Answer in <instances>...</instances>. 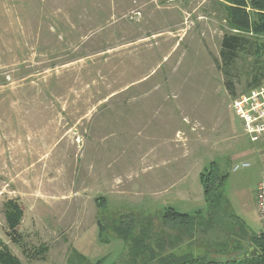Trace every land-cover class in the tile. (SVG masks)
I'll use <instances>...</instances> for the list:
<instances>
[{"label": "rangeland", "instance_id": "obj_1", "mask_svg": "<svg viewBox=\"0 0 264 264\" xmlns=\"http://www.w3.org/2000/svg\"><path fill=\"white\" fill-rule=\"evenodd\" d=\"M227 32L222 0H0V241L121 264L122 242H104L97 221L199 209L211 163L243 232L234 221L172 254L223 260L261 237L264 140L244 134L231 104L264 88V58L223 67ZM254 43L261 53L264 36ZM9 199L23 211L16 242Z\"/></svg>", "mask_w": 264, "mask_h": 264}, {"label": "trees", "instance_id": "obj_2", "mask_svg": "<svg viewBox=\"0 0 264 264\" xmlns=\"http://www.w3.org/2000/svg\"><path fill=\"white\" fill-rule=\"evenodd\" d=\"M222 3L229 32L225 33L221 39L219 52L221 65L225 68L230 67L244 52L255 56V59L264 58V45L259 53L254 43L256 38L264 36V0H222ZM260 61L261 70L257 76L261 74L264 77V59ZM258 63V61L255 62L257 66ZM227 178V174L222 173L214 163H211L209 169L200 173L199 178L205 204L203 210L192 214H182L172 208H165L160 216L149 215L137 218V216L129 215L104 221V223L98 220L100 237L106 242V234L110 233L113 238L122 242L124 252L121 264H264L263 234L261 237H253L254 244L246 243L244 252L233 258L210 259L211 254L208 251L203 256L172 254L177 246L202 239L214 230L224 232L228 228L227 233H230L234 221L239 227L241 226V231L243 230L244 223L232 216L225 197L224 185ZM3 217L8 235L12 236L13 242H16L14 236L23 217L20 205L14 200H7L3 205ZM156 220L160 225L158 230H155ZM250 245L258 251V255L242 257ZM47 249V245L41 246L33 253V256L40 255L42 260ZM22 252L27 255V259L35 258L25 249H22ZM102 261L91 263L71 247L66 255V264H101ZM0 264H22L1 241Z\"/></svg>", "mask_w": 264, "mask_h": 264}, {"label": "built area", "instance_id": "obj_3", "mask_svg": "<svg viewBox=\"0 0 264 264\" xmlns=\"http://www.w3.org/2000/svg\"><path fill=\"white\" fill-rule=\"evenodd\" d=\"M231 109L241 119L243 132L252 142L264 140V88L258 87L239 96L231 104ZM235 166L233 170H237ZM255 202L261 234L264 235V178L258 183Z\"/></svg>", "mask_w": 264, "mask_h": 264}, {"label": "crops", "instance_id": "obj_4", "mask_svg": "<svg viewBox=\"0 0 264 264\" xmlns=\"http://www.w3.org/2000/svg\"><path fill=\"white\" fill-rule=\"evenodd\" d=\"M165 191V190H164ZM203 199V198H202ZM205 207V204H204V201L202 203V206H200L199 209H196L194 207L193 210L189 209L187 210V212H178V213H182V214H192V213H195L197 211H200V210H203ZM167 208H172L173 210H175L173 207L169 206ZM196 209V210H195ZM177 212V210H175ZM258 217V216H257ZM3 243V242H2ZM5 244V243H4ZM51 249L48 248L47 249V252L45 253L44 255V258L42 260H35V259H29V260H25V256L23 254V252H21L22 254L19 255L18 253H15L14 254L18 259L19 261L22 263V264H66V255H67V252H68V248L65 250L63 248H60V249H57V248H53V251H55L53 254V256H49L48 253H49V250ZM52 250V249H51ZM65 251V252H64ZM79 252V250H78ZM81 254V253H80ZM24 256V257H23Z\"/></svg>", "mask_w": 264, "mask_h": 264}, {"label": "water", "instance_id": "obj_5", "mask_svg": "<svg viewBox=\"0 0 264 264\" xmlns=\"http://www.w3.org/2000/svg\"><path fill=\"white\" fill-rule=\"evenodd\" d=\"M256 255H258V251L253 246L250 245L248 247V250L246 251V253L242 257L249 258V257H254Z\"/></svg>", "mask_w": 264, "mask_h": 264}]
</instances>
